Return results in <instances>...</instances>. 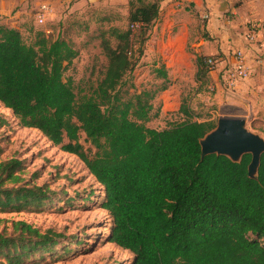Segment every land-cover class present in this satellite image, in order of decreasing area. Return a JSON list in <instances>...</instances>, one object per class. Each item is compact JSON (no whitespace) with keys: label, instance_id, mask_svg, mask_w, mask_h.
<instances>
[{"label":"trees","instance_id":"obj_1","mask_svg":"<svg viewBox=\"0 0 264 264\" xmlns=\"http://www.w3.org/2000/svg\"><path fill=\"white\" fill-rule=\"evenodd\" d=\"M128 6L127 29L100 33L102 77L79 94L64 76L78 54L68 40L38 31L28 44L18 29L0 23V102L23 127L85 164L103 187L109 239L131 252L130 264H264V153L257 179L248 176L250 154L240 162L216 154L201 159L199 140L216 122L183 100L182 120L162 129L147 125L159 114L153 100L168 88L164 66L155 70L164 81L158 88L129 93L122 87L160 7L158 0H128ZM196 64L205 76V56H196ZM21 164L0 160L1 209L47 198L42 186L17 185ZM13 225L12 234L0 231V264H23L62 236L21 220Z\"/></svg>","mask_w":264,"mask_h":264},{"label":"rangeland","instance_id":"obj_2","mask_svg":"<svg viewBox=\"0 0 264 264\" xmlns=\"http://www.w3.org/2000/svg\"><path fill=\"white\" fill-rule=\"evenodd\" d=\"M158 1L159 16L149 26V37L142 44L143 54L126 76L122 90L132 93L144 88H158L164 81L155 70L164 66L168 88L153 100L159 114L147 123L148 126L162 129L171 122L182 120L184 116L177 111L182 100L194 114L213 117L215 122L221 115L237 114L233 108L215 105V88L200 84L205 76L197 72L195 43L208 38L205 26L209 17H200L191 2L172 5V2ZM47 2L53 14L47 15L44 24L37 23L35 11H32L33 16L24 14L16 26L28 44L34 42L35 35L44 26L53 31L52 38L60 35L68 40L78 54L64 76L71 79L77 94L89 92L102 77L106 66L100 33L110 27L128 28V0ZM240 3L241 0H232L234 6ZM137 46L138 41H135L134 48ZM247 126L264 137L260 122H248ZM80 142L88 152H95V148L85 141L83 133H80ZM13 157L22 162L19 172L22 181L17 185L42 186L47 191V198L39 203L0 208V231L14 233L13 223L21 220L41 232L51 229L62 235L55 244L47 246V251L38 247L25 257L23 264L131 263V252L109 239L112 217L102 208L103 187L85 164L76 155L53 145L39 130L23 127L12 111L0 102V160Z\"/></svg>","mask_w":264,"mask_h":264},{"label":"crops","instance_id":"obj_3","mask_svg":"<svg viewBox=\"0 0 264 264\" xmlns=\"http://www.w3.org/2000/svg\"><path fill=\"white\" fill-rule=\"evenodd\" d=\"M47 1L49 0H0V23L9 26L10 22L9 27L18 29L16 24L23 20L24 14L33 16L32 11H35L40 3ZM165 1L172 2V5H186L191 2L200 17L204 13L209 15V21L205 26L208 38L200 39L195 43V51L197 56L216 55L219 63L215 69L206 73L204 81H200V84L215 88L213 102L215 105L233 108L238 112L224 115L242 116L246 118V124L260 122L264 130V28L254 43L248 44L244 39L249 21H260L264 25L263 0H241L236 6L232 4V0ZM172 11L176 10L172 9ZM40 30L46 35L53 34V31L46 26ZM234 49L244 50L251 75L239 83L234 90L225 91L219 82L218 70L226 61L233 60L231 53ZM202 118L213 119V117Z\"/></svg>","mask_w":264,"mask_h":264},{"label":"water","instance_id":"obj_4","mask_svg":"<svg viewBox=\"0 0 264 264\" xmlns=\"http://www.w3.org/2000/svg\"><path fill=\"white\" fill-rule=\"evenodd\" d=\"M201 159L216 154L240 162L245 154L251 159L247 166L248 176L257 179L261 155L264 153V137L248 129L246 118L242 116L221 115L214 128L199 140Z\"/></svg>","mask_w":264,"mask_h":264},{"label":"built area","instance_id":"obj_5","mask_svg":"<svg viewBox=\"0 0 264 264\" xmlns=\"http://www.w3.org/2000/svg\"><path fill=\"white\" fill-rule=\"evenodd\" d=\"M51 12L52 7L49 3H40L35 10L37 23L44 24L47 15ZM208 17L207 13L202 14L203 19ZM263 28L264 25L260 21H249L244 32L245 41L248 44L254 43ZM231 56L233 60L226 61L218 70L219 82L226 90H234L239 83L248 79L251 75V69L247 64L246 54L243 49H234ZM218 63L219 60L216 55H209L205 58V64L209 70L215 69Z\"/></svg>","mask_w":264,"mask_h":264},{"label":"bare ground","instance_id":"obj_6","mask_svg":"<svg viewBox=\"0 0 264 264\" xmlns=\"http://www.w3.org/2000/svg\"><path fill=\"white\" fill-rule=\"evenodd\" d=\"M10 110V109H9Z\"/></svg>","mask_w":264,"mask_h":264}]
</instances>
